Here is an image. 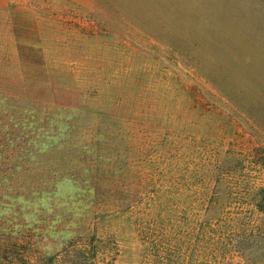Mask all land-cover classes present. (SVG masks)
Instances as JSON below:
<instances>
[{
  "label": "rangeland",
  "instance_id": "1",
  "mask_svg": "<svg viewBox=\"0 0 264 264\" xmlns=\"http://www.w3.org/2000/svg\"><path fill=\"white\" fill-rule=\"evenodd\" d=\"M0 4V264H264V0Z\"/></svg>",
  "mask_w": 264,
  "mask_h": 264
},
{
  "label": "trees",
  "instance_id": "2",
  "mask_svg": "<svg viewBox=\"0 0 264 264\" xmlns=\"http://www.w3.org/2000/svg\"><path fill=\"white\" fill-rule=\"evenodd\" d=\"M63 134L65 135L66 133H61V134L56 133L53 136L51 135L50 137L54 141V139L58 138L59 135L62 136ZM57 147H59V145ZM226 174H227L226 171L220 170V175H216V176L217 178H221ZM252 188H254V192H252L250 207L254 211V213L258 215L257 217H261L264 214V183L261 186L254 184Z\"/></svg>",
  "mask_w": 264,
  "mask_h": 264
},
{
  "label": "crops",
  "instance_id": "3",
  "mask_svg": "<svg viewBox=\"0 0 264 264\" xmlns=\"http://www.w3.org/2000/svg\"><path fill=\"white\" fill-rule=\"evenodd\" d=\"M0 7H1V4H0Z\"/></svg>",
  "mask_w": 264,
  "mask_h": 264
}]
</instances>
